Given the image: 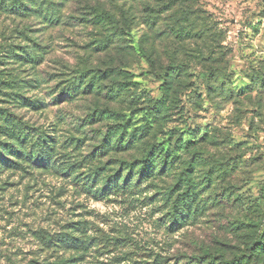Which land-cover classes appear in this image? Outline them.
I'll return each instance as SVG.
<instances>
[{"label": "rangeland", "instance_id": "rangeland-1", "mask_svg": "<svg viewBox=\"0 0 264 264\" xmlns=\"http://www.w3.org/2000/svg\"><path fill=\"white\" fill-rule=\"evenodd\" d=\"M158 2L172 7L157 24L115 44L69 18L96 0H66L59 24L21 19L44 53L0 64V122L52 155L0 166V264H264V0ZM19 20L0 14V38ZM86 70L97 91L61 93ZM156 143L170 167L142 177Z\"/></svg>", "mask_w": 264, "mask_h": 264}, {"label": "trees", "instance_id": "trees-1", "mask_svg": "<svg viewBox=\"0 0 264 264\" xmlns=\"http://www.w3.org/2000/svg\"><path fill=\"white\" fill-rule=\"evenodd\" d=\"M65 1L66 0H0V14H4L12 19H20L19 21H21V19H32V24L37 21L40 23L41 27H46L47 25L62 23L60 18V6H62ZM96 1V4H89L84 7L86 10L82 11L83 13L81 12L82 14L80 13L79 16H72V14L69 18H72L74 23L80 22L82 25H91L93 30L103 31L113 27L114 31L110 36H102L99 38V41L109 44H115L117 36L120 37L126 34L133 28L134 24L144 23L145 19H148V21L155 20L157 24L158 15L163 11L162 9L172 7L169 6L170 4H167V2H158L159 0ZM111 7L113 8L111 9ZM145 8L147 10L144 13L143 11ZM79 9L78 7V10ZM29 24L28 22L21 21V24L17 22L6 34L2 33V37L0 38V64L2 63L4 66H16L25 70L28 68L34 70L35 65L41 62V54L44 53V46L41 42H38V37L32 38L30 34H28L29 31H32V29L27 26ZM16 33L20 34L19 39L21 41L23 40V42H21L22 45L17 44L16 37L18 36H15ZM119 67L121 68L122 66ZM91 69L94 70L97 75H99V73L105 75L108 71L104 69L100 70L99 68ZM92 70L78 71V78L67 80L66 84L61 89V93L64 92V90L68 91L70 95H75L79 91H85L86 93L92 92L93 90L97 91L99 89V85L97 84L99 80L95 81L96 75L86 74L92 72ZM0 75L5 77V68L0 69ZM17 79L19 80L18 75ZM33 80L39 82L36 77ZM2 83L4 82L0 79V84ZM8 85H10V83ZM30 103L35 106L37 105L36 103L40 102L35 99L31 100ZM115 125H117V128L120 127L122 123L119 122ZM118 129L114 132H117ZM0 136L4 137L2 139L0 138V166L13 167L14 165H20L18 162L20 158H25L29 160L30 163L35 161L37 163L50 165L52 146L46 139V135H41L39 137H34L33 135V137H31L32 135L29 132L24 130L20 124L17 125L16 122L14 123L12 118L8 117L6 114L2 117V122H0ZM5 137L11 140L13 139L14 142H8ZM102 146L115 149L121 145L118 144L117 140L116 143H109L107 145L104 143ZM154 146L160 147V145L156 143L151 148H148L142 159L138 162L140 164L138 172L142 177L153 175L154 169L156 168L155 165L160 164L162 161L165 162L166 168L170 167V165L167 164V160L169 159L167 154H164L162 150H155ZM26 147L29 149H26ZM154 151H156V154ZM4 154L11 155V158L6 157ZM133 166V164L130 165V167ZM119 188V186H107L110 192H115ZM103 190L105 189H102L101 192ZM68 240L67 238V241ZM68 261L69 260H64L52 264H68Z\"/></svg>", "mask_w": 264, "mask_h": 264}]
</instances>
